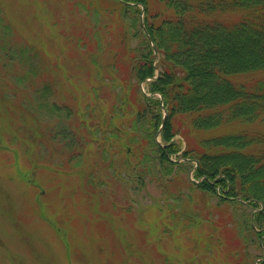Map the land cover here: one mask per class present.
<instances>
[{"label": "rangeland", "instance_id": "374dc122", "mask_svg": "<svg viewBox=\"0 0 264 264\" xmlns=\"http://www.w3.org/2000/svg\"><path fill=\"white\" fill-rule=\"evenodd\" d=\"M0 5L13 43L42 51L47 73L38 83H53L51 100L63 108L51 117L37 110L41 115L33 118L23 104L31 87L13 76L24 64L0 61V264H260V238L251 230L240 232L234 219L253 209L203 192L190 182L193 170L163 184L147 176L138 185L132 171L113 168L122 153L107 149L112 157L105 161L102 143L99 148L98 142H85L82 165L73 166L72 144L62 135L44 134L48 123H62L58 118H65L66 107L77 115L88 104L91 109L103 102L108 109L114 103L116 87L101 86L104 101L94 96L98 77L90 52L96 51V37L101 65L119 50L112 42L121 38L126 22L121 8L105 0H0ZM72 129L86 133L83 127L69 133ZM176 139L183 140L182 134Z\"/></svg>", "mask_w": 264, "mask_h": 264}, {"label": "trees", "instance_id": "16d2710c", "mask_svg": "<svg viewBox=\"0 0 264 264\" xmlns=\"http://www.w3.org/2000/svg\"><path fill=\"white\" fill-rule=\"evenodd\" d=\"M105 1L121 8L127 22L121 38L112 42L119 49L112 58L97 62L99 37L90 52L97 66L94 96L104 101L102 88L116 87L114 103L108 109L103 102L91 109L88 104L77 115L66 107L65 118H58L62 123H48L44 134L62 135L72 144L73 166L82 165L85 142L102 143L105 161L111 156L107 149L122 153L123 160L112 159L111 165L132 171L131 181L138 185L147 176L163 184L193 170L190 182L203 192L253 209L234 219L240 232H255L264 253V0ZM11 30L1 14L0 61L10 67L24 64L25 70L13 76L17 84L31 87V97L22 101L28 114L60 113L63 108L51 100L53 83H38L47 73L42 51L13 43ZM81 127L86 137L68 131ZM179 133L185 145L176 139Z\"/></svg>", "mask_w": 264, "mask_h": 264}, {"label": "water", "instance_id": "95a60500", "mask_svg": "<svg viewBox=\"0 0 264 264\" xmlns=\"http://www.w3.org/2000/svg\"><path fill=\"white\" fill-rule=\"evenodd\" d=\"M165 117H166V112H165ZM165 117H164V121H165Z\"/></svg>", "mask_w": 264, "mask_h": 264}]
</instances>
